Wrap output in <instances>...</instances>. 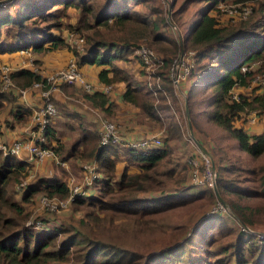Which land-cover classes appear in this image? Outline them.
<instances>
[{
	"label": "trees",
	"instance_id": "1",
	"mask_svg": "<svg viewBox=\"0 0 264 264\" xmlns=\"http://www.w3.org/2000/svg\"><path fill=\"white\" fill-rule=\"evenodd\" d=\"M149 1L134 0L136 5L148 4ZM191 1L184 0L178 4V0H173L169 15L154 6L150 7L149 15H142L129 6V0H105L102 5L104 10L99 12L95 0H0V54L19 50L37 54L63 49L71 51L80 69L86 66L98 68L96 80L100 84H123L122 100L138 107L148 118L158 119L159 109L164 106L159 108L154 105L153 91L137 82L116 62L134 59L139 63L133 51L144 45L142 40L149 34L150 39L145 45L160 53L161 71L155 76L174 88L168 75L172 60L181 51H194L196 65L199 62L202 64L192 70L189 75L192 82L185 90L191 125L207 118L216 126L217 133L221 136L227 134L232 139L239 152L253 163L256 160L259 162L245 167L241 160V165L216 168V189L227 202L230 212L215 210L197 220L190 230L196 242L189 238L195 243L178 240L164 245L165 241L156 237V232L153 233L150 227L159 222V216L197 200L216 201V194L209 186L198 185V190L190 191V186H197L193 182L171 193L152 197L137 195L138 192L164 188L163 182L154 174L171 154L170 141L176 138L179 131L176 123L173 130L170 127L167 129V135L160 144H148L142 148H121L111 143L101 145L97 135L89 127H83L78 140L67 153L72 156L78 152L84 158L94 156L101 166L105 185L98 188L99 195L89 196L91 208L96 205V209L109 216L131 219L138 227L131 233L136 237L143 236L144 250L150 246V242L144 239L146 237L162 246L140 253L101 241L102 246H92L82 255L74 257L75 251L71 252L70 248L76 245V236L72 234L65 241V246L52 248L63 228L58 222L50 223L44 219L43 229L25 225L26 213L22 202L39 193L65 197L68 194L67 183L55 175L40 176L22 188L21 198L16 200L9 195L8 185L23 178L28 173L29 164L16 156H1L0 151V264H63L71 255L74 260L77 259L75 264H180L185 258L190 264H264V230L255 228L258 221L264 224V206L251 201L264 199V127L259 133H249L243 123L251 111L264 116V87L255 86L249 91L239 89L237 101L230 97L234 86L247 87L253 75L264 68V16L255 26L245 21L221 26L218 17L213 14L220 3L236 5L258 0H204V10L187 28L182 39L168 38L161 27L169 28L179 23ZM107 7L113 9L107 11ZM261 8L264 9V4ZM68 10L77 14L76 25L63 21L70 18ZM153 15L155 18L151 19ZM65 30L80 35L93 31L83 34V51H76L71 49L63 34ZM258 60L262 63L252 73L241 71L244 65ZM12 77L21 86H28L39 78L25 69L14 72ZM59 88L66 89V86L61 84ZM82 92L83 98L92 106L110 112L112 102L109 94ZM7 102L8 98L1 95L0 110ZM19 105L12 106L11 110L17 120H22L18 118H24L29 110ZM239 119L241 122L237 124L235 121ZM47 133L54 134L50 125ZM80 145L82 150H79ZM56 149L57 152L62 150L60 146ZM117 149L126 152V159L120 179L113 180L118 162ZM195 157L200 159V155ZM64 159L62 156L61 160ZM129 169L133 171L129 173ZM168 172L173 175L175 170ZM222 172H227V177L239 174L241 180H223ZM106 195L112 199H104ZM91 216L98 220L94 214L91 213ZM184 247L191 251L189 258L185 256Z\"/></svg>",
	"mask_w": 264,
	"mask_h": 264
},
{
	"label": "rangeland",
	"instance_id": "2",
	"mask_svg": "<svg viewBox=\"0 0 264 264\" xmlns=\"http://www.w3.org/2000/svg\"><path fill=\"white\" fill-rule=\"evenodd\" d=\"M95 1L97 12H99L100 10H104V7L102 5L105 0ZM167 1L169 2L170 7L173 0ZM182 1L184 0H178L177 3L180 4ZM205 4L206 3L204 0H192L186 11L180 17L179 23H174L169 26V28L161 27V29L165 32L168 38L177 39L181 36H184L187 28L198 18L199 13L204 10ZM262 4H264V0H258L254 3L236 5L229 3H220L213 14L218 17L220 24H222L221 26H227L230 23H236L240 21H245L249 25L255 26L256 22L260 20L262 16H264V9L261 8ZM129 6L142 15H149L151 6L162 8L163 11H167L169 15V7L166 6L164 8L162 0H150L148 4L139 5H136L134 0H129ZM111 9L113 8H105V10L107 11ZM244 11H246V13H243ZM68 13L70 15V18L63 19V21L76 25L77 14L72 10L68 11ZM154 18L155 15L151 16V19ZM92 31L93 30L82 32L80 35L65 30L63 34L67 39L71 38L69 42H71L70 47L72 50L83 51L84 44L81 43L77 45V38L81 37L84 40L83 34H91ZM149 39V34H147L142 40V44L144 45L141 46L146 48L149 47L148 45H145L149 41ZM136 49L133 51V56H135ZM151 49H154V52L156 51L157 53H155L160 58V53L155 48ZM52 52L54 51L45 52L43 54H37L33 52V54L30 55L34 58L33 66H37L38 69H44L47 73L54 71L56 68L49 67L50 65L47 66L48 64L45 65L42 59L47 55H60L59 53H65L66 50H59V52L55 51L56 53L53 54ZM1 55L3 54H0V56ZM69 56H71V58H69L67 61L73 60L76 63V60H74L75 55L71 51L69 54H62L60 58L64 61ZM26 58L27 56L25 55L5 58L0 57V65L8 64L10 66H14L15 63H17L16 61L20 62L22 60H26ZM38 58H40L41 60ZM67 61H65V63H67ZM200 64H202V62H199L198 65H196L195 63L197 67ZM116 65L129 72L133 76V78L137 82L142 84L146 89H150L148 84H150L151 86L155 85V75L156 73H159L161 71L158 65H152L149 69H146L144 65H142L140 62L137 63L134 59L128 60L126 62L117 61ZM80 71L89 82L94 81V84L96 86L100 84L97 83L98 81L95 78L93 80L90 79L92 75L97 71L96 67H93L90 70H88L86 67H82ZM86 73H89V75ZM159 82L161 84L163 92L155 94L153 93L155 98L154 105L159 106V108L160 106H164V108L159 109V118H148L142 112L136 114L134 118L138 122L143 121V123L141 124V128L145 129L146 132H144L142 136L155 135L162 141L167 135V129L170 127L173 130V125H175L174 123H176V125L178 126L179 131L176 138L170 141V147L172 148V150L169 158L162 161L161 165L157 168V172L154 174L155 177L163 182L164 188L152 189L149 190V192H138L137 195L142 197H152L160 194L171 193L183 188V186L187 187L188 185H192L191 166L189 163V159L204 153L201 147L208 153V156L212 160V164L214 165L215 169L217 168V170H219L222 165H226L225 167H231L232 164L241 165V160L244 161L245 167H250L257 163V160L253 163L244 153L239 152L238 149L233 146L232 139L229 138L227 134H223L221 136V134L217 133L216 126L207 118H202V121L200 120L197 122H192L193 125H191V117L189 114V108L187 106L185 95V90H187L186 88H188L187 86H190L192 82L189 77L181 83V92L176 90L175 88H171L168 83L162 82L161 80H159ZM14 84L18 87H30L29 85L21 86L16 81H14ZM64 85L66 86V89L61 88L56 92H62V94L68 97V99L63 98L62 101L56 102L54 98H52L57 108V113L51 118L50 122V127L53 129L54 134L51 135L46 133V140L47 143H49L48 145L54 148H57L58 146L62 148V150L58 151L57 153L59 162L49 160L41 164H29L28 173L19 181L15 180L10 183L8 185V191L10 196H13V198H15L16 200H20L23 189L19 188V183L22 180H26L27 184L34 182L38 177L45 176L44 173L45 171H47L45 174L49 172L50 175H55L67 183L68 194L65 197H60L57 195L50 196L46 193H39L33 196L31 199L23 201L22 204L24 207V212L26 213V217L23 223L26 225V222L33 221L35 219H44L50 223L58 222L59 226L63 228V232L58 235L51 247L60 249L62 246L66 245L65 241H68V237L73 234V236H76V245H74L73 247L71 246L70 251H75L73 254L74 257L82 255L92 246H102L101 241L106 244L116 245L132 251H139L140 253H145L148 249L151 248L159 249V247L162 245H159L158 242L152 243V241L150 240L151 238L146 237L144 239L150 242V246L147 250H144L142 240L143 236H141L140 234L136 237L131 233L134 228H138L136 225H134L131 219L125 218L123 216H109L108 214L100 212L98 209H96V205L91 208L89 196L99 195L98 188L105 185V177L103 171L101 170V166L94 158V156L84 158L79 156L78 152L77 154H74L72 156H68L69 154L67 153L72 145L78 140L81 133V128L89 126V129L92 131V133H95L97 135L98 143H100L99 133L101 130V120L113 121L119 128L120 125L118 120L121 121L119 118L124 117L125 113L120 111L121 113L117 115L119 118H115V116L113 115V112L117 110L115 103L112 102L111 110L107 113L87 102L83 98V92L80 87L75 85ZM110 86L111 88L109 90V93H107L109 94V97L112 93L113 95H119V92H122L124 90L123 84L116 83L111 84ZM155 88L156 87H153V90ZM63 90H65L67 93ZM12 94L13 92L1 94L8 98V102L5 107L0 110V143L6 142L11 139L9 138V136H11L12 129H10V119L15 120L16 123L20 124L21 126H23L26 121H19L14 117L11 107H15L14 105H17V99ZM28 96L33 97L38 95L36 91L30 90ZM161 98H163V101H161ZM186 107L188 108L187 111ZM124 110L128 109L123 108V111ZM187 115L189 117V120L187 118ZM122 122L124 123L125 121L123 120ZM235 122L239 124L241 122V119L236 120ZM243 123L244 125L246 124L249 133H259L260 130L263 129L264 116L257 115V113L255 112V119L252 121L250 115L247 114L246 122L243 121ZM252 125L253 127H250ZM6 131H10V133H8V136ZM79 150H82V145L79 146ZM1 156L4 155L1 153ZM62 156L66 158L64 159V161L60 160L62 159ZM117 157L118 162L115 167L113 180L120 179L121 172L125 163L124 159H126V152L117 149ZM61 162H64L65 164H62ZM85 163H95V170L98 176L92 181L90 185L84 188L85 193H80L73 198H70L71 191L68 185V179L69 177H74L71 188H73L75 184H80L83 186L84 175L82 171V165ZM42 165H46L48 170H43ZM172 169L175 170V173L173 175H170L168 171ZM217 170L216 172L218 174ZM132 171L133 170L129 169L128 172L131 173ZM221 174L224 176L223 180H241V175L239 174H233L229 177H227V172H222ZM190 187V191L198 190V185H193ZM214 192L215 194L219 193L217 189L216 191L214 190ZM219 195L221 196V194ZM42 196L63 200L64 205H61V207L57 210H50V206L41 202L40 198ZM104 197V199L106 200L112 199L107 195ZM75 200H81L83 201V203ZM197 201L185 206H177L175 208H172L164 215L159 216L158 223L150 225L151 229L153 230L152 232H156V237H159L165 241L164 245H167L169 242L172 243L173 241L189 240V238L193 239L196 242V239L191 236L190 230L192 229L194 224L198 222L197 220H199L202 216L213 212L217 205V195L215 203L203 202V200H200L198 202ZM251 201L258 203L260 206H264V199L262 198ZM91 213L97 216L98 220H95V218L91 216ZM111 217L113 218L110 220ZM101 219H103L102 223ZM262 225L264 224L258 221L255 228L258 230H264V226ZM161 230H163L165 233ZM172 230L173 232H171ZM172 234L174 236H172ZM189 241L190 243H195L192 240ZM183 249L185 251V256L189 258L191 251L189 249H186L185 247ZM75 263H77V259L74 260L72 255L63 262V264ZM180 264L190 263L189 260L185 258L181 261Z\"/></svg>",
	"mask_w": 264,
	"mask_h": 264
},
{
	"label": "built area",
	"instance_id": "3",
	"mask_svg": "<svg viewBox=\"0 0 264 264\" xmlns=\"http://www.w3.org/2000/svg\"><path fill=\"white\" fill-rule=\"evenodd\" d=\"M163 7H169V2L167 0H162ZM243 13H246L244 11ZM168 14V13H167ZM71 38L67 41L70 45ZM78 44L83 43V39L77 38ZM18 56H27L26 60L17 61L14 66L8 64L0 65V95L3 93L13 92L21 100H26L29 96V91L34 90L37 92V97L40 102L34 107L30 115V120L27 125L24 126V133L21 136L12 137L6 142L0 143L1 153L6 155L16 156L24 162H32L34 164H40L47 159L59 162L57 156V149L48 145L46 140L47 127L50 125L51 118L57 113V108L52 98H54L53 93L58 91V87L61 84L75 85L80 87L85 92L101 91L103 93H109L111 88L110 85L99 84L98 86L90 83L82 74L78 66L73 60L67 61L63 66L56 68L54 71L47 73L44 69H38L37 66H33L34 58L30 56L33 54L29 50H19L15 52ZM135 56L145 66L149 69L152 65H158L160 67L161 60L154 52V50L148 47L140 46L135 51ZM261 61H254L250 64L244 65L241 68L243 73H252L253 70L260 66ZM195 53L194 51H181L171 63L169 68V78L173 87L180 91V84L184 82L192 70L195 69ZM29 70L32 73L38 75V79L34 80L27 88L18 87L14 84V79L12 77L13 73L18 70ZM156 83L154 86L150 84V90L153 93L157 91L163 92L161 84L159 82V77L156 76ZM255 86L264 87V68L255 73L248 83L247 87H240L238 85L234 86L230 91V97L232 100L237 101L239 99V89H246L247 91L252 90ZM153 87H156L153 90ZM181 92V91H180ZM255 112L251 111L249 113L252 121L255 119ZM253 113V114H252ZM99 144H114L122 148H142L148 144L158 145L161 140L155 135L142 136L130 138L124 135L116 123L109 120H103L102 127L99 133ZM61 160V159H60ZM64 161V160H61ZM65 164L64 162H61ZM191 166V180L194 184L201 186H209L213 190H216V174L213 173L212 160L211 158L202 153L200 159L193 157L189 159ZM95 163H85L82 165V171L84 175V184H75L71 188V184L74 177H69L68 185L71 191L70 198L78 194L85 193L84 188L92 183V181L98 176ZM27 185L26 180H22L19 183V188H24ZM43 204L50 206V210H57L64 205L63 200H58L50 198L47 196H42L40 198ZM223 211L229 212L227 206H225L220 200L217 199V205L213 211ZM27 226L34 229H43L44 225L42 220L35 219L33 221L26 222ZM242 225V224H241ZM244 225H242V228Z\"/></svg>",
	"mask_w": 264,
	"mask_h": 264
},
{
	"label": "crops",
	"instance_id": "4",
	"mask_svg": "<svg viewBox=\"0 0 264 264\" xmlns=\"http://www.w3.org/2000/svg\"><path fill=\"white\" fill-rule=\"evenodd\" d=\"M68 11H70V10H68ZM56 52H59V51H56ZM56 52L54 51V52H52V54L53 53H56ZM69 53L70 52L69 51L67 52V50H66L65 53H59L60 55H50V56L47 55V56H45L42 59V61H43V63L45 65L46 64H48L47 66L50 65L49 67L58 68V67L63 66L64 63H65V61H67L69 58H71V56H69V57H67L63 61V59L60 58L62 56V54L66 55V54H69ZM13 56L16 57L18 55L14 52V53H11V54H3L0 57H4L5 58V57H13ZM1 60H3V59H1ZM86 68L88 70H90V69L93 68V66H86ZM83 71H84V69H83ZM98 71H99V69L97 68V71L95 72V74L92 75V77L90 79H92V80L94 78L96 79V74H97ZM86 74L89 75V73H86ZM90 83H92L93 85H95L94 84L95 83L94 81H92V82L90 81ZM97 83H99V82H97ZM123 91L122 92L120 91L119 92L120 93L119 95H113V93L110 94V97H112V98H110V101L113 102V103H115V105L117 107V110H115V111L113 110L114 111L113 112V115L115 116V118H117L118 117L117 115H119L121 112L125 113V116L124 117H122V118H119L118 117L121 120V121L118 120V122H119V125H120L119 128L127 136H131V135L132 136H134V135L142 136V134L144 132H146L145 129L141 128L142 127L141 124L143 123V121L138 122L134 118V116L136 114H138L139 112H141V111H140V109L138 107L132 106L129 102L126 103V101L122 100ZM53 96H54V100L56 102L62 101L63 98L68 99V97H66L65 95H63L62 92H55ZM117 96H118V98H117ZM114 97H116V98H114ZM18 101H19V104H20L19 106H22L23 108L28 109L29 112H28V114L24 118H18V119H22L24 121L26 120L25 121V124L23 126H21L20 124H17L15 120L10 119V129L11 128L12 129H11V136H9V138L23 135V133H24V126L29 123L30 115L32 113V110L40 102V100H39V98L37 96L28 97L25 101L24 100H21V99H17V104H18ZM123 108H127L128 110H124L123 111ZM22 120H19V121H22ZM123 120L125 121L124 123L122 122ZM102 123H103V120H101V127H102ZM13 127H15V128H13ZM250 127H253V125L250 126ZM263 127H264V125H263ZM6 133H7V136H8V133H10V131H6ZM46 161H49V159H47ZM26 163H28V164H34L32 162H26ZM42 168H43V170H46L47 169L46 165H42ZM46 172L47 171H45V173ZM45 173H44L45 176H49L50 175L49 172L47 174H45Z\"/></svg>",
	"mask_w": 264,
	"mask_h": 264
},
{
	"label": "water",
	"instance_id": "5",
	"mask_svg": "<svg viewBox=\"0 0 264 264\" xmlns=\"http://www.w3.org/2000/svg\"><path fill=\"white\" fill-rule=\"evenodd\" d=\"M187 109H188V108L186 107V111H187ZM187 118H188V120H189L188 115H187ZM201 149H202V151H203L204 153H207L202 147H201ZM206 155H208V153H207ZM211 169H212L213 173L216 174V169H215V167H214L213 164H212ZM216 195H217V199L220 200L225 206H227V208H228V210H229V212H230V209H229V207H228L227 202H226V201H225V200L219 195V193H217Z\"/></svg>",
	"mask_w": 264,
	"mask_h": 264
}]
</instances>
